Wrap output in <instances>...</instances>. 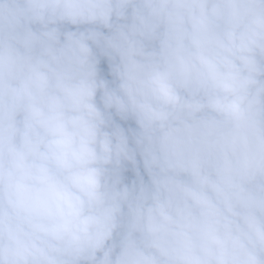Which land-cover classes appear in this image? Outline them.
I'll list each match as a JSON object with an SVG mask.
<instances>
[{
    "label": "clouds",
    "instance_id": "1",
    "mask_svg": "<svg viewBox=\"0 0 264 264\" xmlns=\"http://www.w3.org/2000/svg\"><path fill=\"white\" fill-rule=\"evenodd\" d=\"M0 264H264V0H0Z\"/></svg>",
    "mask_w": 264,
    "mask_h": 264
}]
</instances>
